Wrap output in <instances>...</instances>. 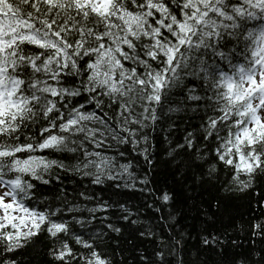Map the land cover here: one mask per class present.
I'll list each match as a JSON object with an SVG mask.
<instances>
[{"label": "snow or ice", "instance_id": "snow-or-ice-1", "mask_svg": "<svg viewBox=\"0 0 264 264\" xmlns=\"http://www.w3.org/2000/svg\"><path fill=\"white\" fill-rule=\"evenodd\" d=\"M0 264H264V0H0Z\"/></svg>", "mask_w": 264, "mask_h": 264}, {"label": "trees", "instance_id": "trees-1", "mask_svg": "<svg viewBox=\"0 0 264 264\" xmlns=\"http://www.w3.org/2000/svg\"><path fill=\"white\" fill-rule=\"evenodd\" d=\"M246 243V242H245Z\"/></svg>", "mask_w": 264, "mask_h": 264}]
</instances>
